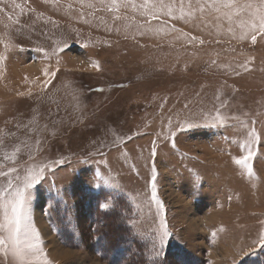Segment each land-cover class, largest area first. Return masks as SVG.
I'll use <instances>...</instances> for the list:
<instances>
[{
    "label": "rangeland",
    "instance_id": "obj_1",
    "mask_svg": "<svg viewBox=\"0 0 264 264\" xmlns=\"http://www.w3.org/2000/svg\"><path fill=\"white\" fill-rule=\"evenodd\" d=\"M162 2L0 0V189L47 165L29 214L51 264H112L97 212L125 229L116 264L136 245L144 264H264V38Z\"/></svg>",
    "mask_w": 264,
    "mask_h": 264
},
{
    "label": "snow or ice",
    "instance_id": "obj_2",
    "mask_svg": "<svg viewBox=\"0 0 264 264\" xmlns=\"http://www.w3.org/2000/svg\"><path fill=\"white\" fill-rule=\"evenodd\" d=\"M116 2L117 0H112L113 6ZM128 2L131 3L132 0H128ZM145 4H149V0H145ZM197 4L199 11L203 12L206 8H211L219 16L227 18L229 23H232L234 18L238 19L241 26L251 34L253 43L256 42L257 34L264 38V0H244V2L241 0H202V3L201 0H197ZM160 7L166 9L171 15V5H164L161 0ZM229 30L231 31V29ZM196 126L189 125V127ZM252 135L255 139L256 134ZM252 154L251 149L247 148V155L235 159V164L247 169L249 174L252 169L249 167L248 161ZM46 167L47 165L38 169L30 168L23 176H17L15 183L10 181L6 188L0 189V214H2V218H0V251L7 254L10 249L17 264H51L46 259V253L39 247V235L32 227L29 214L30 190L42 181ZM153 181H155V176H153ZM152 188L153 196H155L154 182ZM102 206L105 209L109 207L107 203ZM161 228L164 229L160 236V243L163 245L169 233L163 221ZM260 242L264 244V236L260 237Z\"/></svg>",
    "mask_w": 264,
    "mask_h": 264
},
{
    "label": "trees",
    "instance_id": "obj_3",
    "mask_svg": "<svg viewBox=\"0 0 264 264\" xmlns=\"http://www.w3.org/2000/svg\"><path fill=\"white\" fill-rule=\"evenodd\" d=\"M92 201H95L94 204L96 206H94L95 209L99 210L100 212L105 210V208L100 207L98 205L97 199H93ZM96 212V211H95ZM101 214V213H100ZM105 215L103 217L98 216V212H97V217H95L93 224L92 225V230L91 233L94 234L93 236V241H94V248L98 251V253L107 258L109 260V262H111L112 264H116V262L119 260V258L117 257V254H115L116 252L118 254L120 253H125V250L127 249L126 247V240H125V229L119 226H122L121 223H118V227H116V229H113V225L115 224V222L113 223V221L117 218H111L108 219V217H110V214L104 213ZM108 215V216H107ZM113 223V224H112ZM58 233L60 234V236L62 238H65L67 240H73L74 243L78 244L79 243V239L78 237L76 238L77 235H75L72 232H68L66 229H59ZM142 247V246H141ZM113 252H115L114 254H112ZM136 252L134 254V257L137 261L138 264H144L146 263V260L140 259V257L138 255H144V253L141 251V249L136 245ZM110 254H112L110 256ZM137 254V256L135 257V255ZM145 256V255H144ZM140 259V260H139ZM157 261V260H155ZM153 261V264L154 262ZM152 262V261H151ZM158 263L161 264V261H158ZM124 264H128V262H125ZM130 264V263H129ZM132 264H135L132 263Z\"/></svg>",
    "mask_w": 264,
    "mask_h": 264
}]
</instances>
